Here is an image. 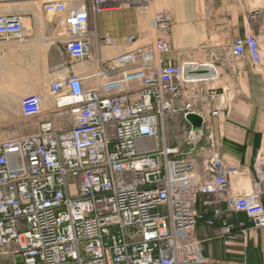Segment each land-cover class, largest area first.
I'll list each match as a JSON object with an SVG mask.
<instances>
[{
	"label": "built area",
	"instance_id": "1",
	"mask_svg": "<svg viewBox=\"0 0 264 264\" xmlns=\"http://www.w3.org/2000/svg\"><path fill=\"white\" fill-rule=\"evenodd\" d=\"M15 1L20 0H0V8ZM149 3L43 0L42 10L56 15L73 59L92 60L93 39L126 50L100 55L91 74L100 80L97 88L86 87L81 75L55 78L49 95L59 115L34 122L32 133L0 142V254L19 256L23 264H225L207 258L195 236L201 195H223L228 210L264 227V145L253 163L252 190L235 195L231 178L242 170L216 149L210 117L194 109V100L179 103L205 73L194 61H168L172 15L155 13L156 37L148 43L132 35L117 44L110 33L90 31L91 17L101 11ZM31 28L27 15L0 10V43L24 41ZM246 54L264 76L263 49L253 32L236 38L228 57ZM43 101L40 93L24 96L22 116L40 118ZM178 112L185 120L197 112L202 127H181L173 144L161 148L163 122ZM204 138L203 176L181 146L195 151ZM222 215L215 209L214 219L230 234L233 227Z\"/></svg>",
	"mask_w": 264,
	"mask_h": 264
},
{
	"label": "crops",
	"instance_id": "2",
	"mask_svg": "<svg viewBox=\"0 0 264 264\" xmlns=\"http://www.w3.org/2000/svg\"><path fill=\"white\" fill-rule=\"evenodd\" d=\"M161 1L154 0L147 8L132 6L101 11L91 17L90 31L99 36L110 33L117 44L132 35H140V42L148 43L156 37L151 21L158 12L157 6L172 15L173 49L167 56L168 61H194L207 73L205 80L191 85L193 90H187L179 103L194 100V109L210 117L216 149L228 163L242 170L231 178L230 191L235 195L250 192L253 163L264 145V76L253 68L249 54L233 60L228 53L236 38L253 32L259 38L264 56V0H166L165 5ZM42 3L43 0H20L9 3L11 9L0 8L25 14L32 21L31 32L24 41L0 43V122L19 121L21 101L14 98L26 93L43 95L46 86L49 88L59 76L81 75L86 87H99L100 80L91 74L100 55L108 58L126 50L122 46H100L93 39L92 60L73 59L65 49L56 22L40 17V11L46 14ZM213 70L218 73L216 78H212L215 77ZM215 81L218 85L211 86ZM194 94L195 99L191 97ZM216 108L219 113L211 115L209 111ZM58 115L54 103L44 99L43 115L34 122L55 119ZM186 125L190 123L182 112L168 115L161 131V148L172 145L180 128ZM206 147V138L192 152L188 145L181 146V153L190 154L196 160L197 170L202 175L205 174L202 152ZM262 202L264 204V196ZM197 205L201 216L195 236L202 241L207 258L213 263L264 264V227H255L244 212L228 210L223 195H201ZM217 208L223 210L222 218L233 227L230 234L223 233L222 223L214 219ZM209 219H214V223L208 224ZM0 257L12 258V261L18 258Z\"/></svg>",
	"mask_w": 264,
	"mask_h": 264
},
{
	"label": "rangeland",
	"instance_id": "3",
	"mask_svg": "<svg viewBox=\"0 0 264 264\" xmlns=\"http://www.w3.org/2000/svg\"><path fill=\"white\" fill-rule=\"evenodd\" d=\"M21 1H28V0H21ZM154 0H150L151 4ZM161 3L163 5L166 4V0H162ZM10 7H12L11 4H6V5H3L2 6V9H11ZM39 9H40V6H39ZM160 7L157 6V11H160ZM40 17L41 18H44L45 17V20L47 22H54L56 20V15H53V14H43L41 11H40ZM55 36V35H54ZM205 62L207 60H204ZM7 83H4L3 82V85L6 86ZM201 84V83H200ZM211 86H217L218 83L215 81L213 84L211 83L210 84ZM28 94H31V93H26V94H21L19 97L17 98H14V99H17L19 101H21V99L28 95ZM43 97L45 100H48L50 101L51 103H53V99L50 97L49 95V88L48 86H46V90L43 94ZM34 121H31V120H27L25 119L23 116H21V119L19 121H8V122H0V142L1 141H4L6 139H9V138H13V137H19V136H24V135H27L29 133H32L35 131L34 129ZM3 255V256H11V257H16V255L14 254H0V256ZM18 258L14 261H12V258H8V257H0V262L2 264H22L20 262V257L17 256Z\"/></svg>",
	"mask_w": 264,
	"mask_h": 264
},
{
	"label": "water",
	"instance_id": "4",
	"mask_svg": "<svg viewBox=\"0 0 264 264\" xmlns=\"http://www.w3.org/2000/svg\"><path fill=\"white\" fill-rule=\"evenodd\" d=\"M186 120L192 125L193 128H201L203 117L197 112H189L186 115Z\"/></svg>",
	"mask_w": 264,
	"mask_h": 264
},
{
	"label": "bare ground",
	"instance_id": "5",
	"mask_svg": "<svg viewBox=\"0 0 264 264\" xmlns=\"http://www.w3.org/2000/svg\"><path fill=\"white\" fill-rule=\"evenodd\" d=\"M150 3H151V2H150ZM150 3H149V5H150ZM211 66L213 67V69H214L215 71L217 70L216 67H215L214 65H211ZM202 69H203V71L206 70L205 68H202ZM214 70H213V71H214ZM215 71H214V73H213V75H215V77L212 76V78H216V76H217L216 74H218V73H216L217 71H216V72H215ZM206 74H207V73L204 74V77H206V76H205Z\"/></svg>",
	"mask_w": 264,
	"mask_h": 264
}]
</instances>
